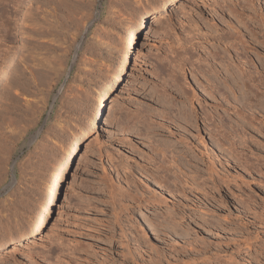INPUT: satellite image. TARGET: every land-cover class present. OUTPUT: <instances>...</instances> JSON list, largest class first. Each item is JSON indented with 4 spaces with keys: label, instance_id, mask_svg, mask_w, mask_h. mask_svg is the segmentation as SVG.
<instances>
[{
    "label": "rangeland",
    "instance_id": "374dc122",
    "mask_svg": "<svg viewBox=\"0 0 264 264\" xmlns=\"http://www.w3.org/2000/svg\"><path fill=\"white\" fill-rule=\"evenodd\" d=\"M148 2L159 9L163 0H27L28 31L20 29L22 20L13 27L5 23L8 14L0 18V55L9 62V81L0 76V239L17 235L28 223L55 161L79 128L91 127L98 88L127 41L124 26ZM233 26L248 30L247 55L233 52V57L242 77L250 74L257 101L246 105L239 100L233 110L223 102L217 108L223 124L218 134L214 119L199 120L195 144L203 157L191 153L189 144L179 145L197 161L190 169L196 177L189 178L195 186L186 190V198L150 182L161 200L156 205L132 201L129 196L140 191L135 180L148 182L141 172L152 142L178 143V135L169 136L166 127L179 131L162 118L156 94L188 108L181 92L191 97L190 85L196 87L191 71L198 65L190 61L220 52L224 45L215 39ZM189 40L201 48L196 51ZM260 62L264 0H175L147 18L128 68L107 94L97 125L80 143L44 226L33 238L1 246L0 264H134L129 251L136 264H149L154 257L149 246L158 251L161 264H264ZM148 125L152 129L146 132ZM228 134L233 150L225 140ZM163 219L171 221L168 229L160 226L154 234L150 224ZM135 235L147 240L139 250Z\"/></svg>",
    "mask_w": 264,
    "mask_h": 264
},
{
    "label": "bare ground",
    "instance_id": "6f19581e",
    "mask_svg": "<svg viewBox=\"0 0 264 264\" xmlns=\"http://www.w3.org/2000/svg\"><path fill=\"white\" fill-rule=\"evenodd\" d=\"M174 1L175 0H163V2L160 3L159 9L158 7H154L151 2H148L146 5L142 6V11L135 17V19L131 20L124 26L123 33L124 37L127 38V41L125 43V46L121 50V54L119 60L117 61V64L107 71V73L104 75V79L100 87L98 88L99 96L97 105L94 109V113L91 117V127L79 128V133L76 139L72 142V144H70V147L64 152V154L57 161H55V165L52 167L49 176L46 178L45 189L42 193V197L37 203V207L35 208L34 212L30 215L28 223L21 227L17 235L13 237L7 236L3 239H0V247L10 243L19 242L26 238H33L37 234H39L50 214L51 206L56 200L57 192L60 188L62 179L68 171L70 165H72L73 157L80 151V143H82L86 139L89 130L97 125L98 119L101 118L103 113L104 100L107 99V94L118 83L120 77L128 68L132 50L134 48V41L138 32L142 28L146 27L147 18H151L154 13L161 12L162 10H164L166 5ZM26 2L27 0H11L8 1L7 4H4V0H0V18L5 14H8V17L5 21L6 24H11V26L13 25L14 27V23H19V21L22 20V23H20V29L23 28L25 31L30 30L32 24L29 21V17L31 15L28 17V13H30V7H25L24 3ZM35 10L40 11V8L36 7ZM229 28L231 29V31L228 32L227 35L219 34L217 35V37L215 36V40H218V43L221 42V47L222 45H224L222 50L219 49L221 50L220 52H207V56H202L203 58H196L195 62L190 61L192 67L193 64H198L196 70L191 71L192 80L196 87H193L192 84L190 85L192 91L191 97H187L183 91H179L181 92V95L186 97V100L188 99L190 105L188 108H186L185 106L176 105L174 102L172 103L171 100L169 102L168 99L167 101L164 100L166 98L163 97L162 93V96H160V93L159 95L156 94L154 100L161 108L162 118L167 119L169 123L174 125L175 128H177L179 131L177 134V132L173 131L172 129L170 130V126L166 125L169 136L173 137L178 135V140H176L178 143L160 139H158V141L152 142L151 150L149 151V154H146V164L142 166L143 172H141L145 179H148V182L143 181L141 179L142 177L140 178V180H135L134 188L135 190H137V188H140L138 189L140 191L139 193H137V191L135 192L139 195L135 194L136 196L133 195L132 197H130L131 195H128L132 201L135 202L141 200L147 205H156L158 201L161 200V197L159 195L157 196V192L155 191V189L150 186V182L151 184H153V187H159L164 191H168L169 193L179 192V194L181 193L180 195L182 197L186 198V190L189 189V187L191 188V185H193L189 182V178L193 180L196 177L193 174L191 175L193 170L191 171L190 169L192 165L197 164V161L195 159H189V154H187L188 152H185L182 148L180 149L179 145L187 146V144H189V150L191 153H194V151H196L199 153V156H202V154H204V151L199 148V143L195 144V141L200 137L201 124L206 121L207 117L209 116L210 118L214 119V121L212 122V126L214 128V132L218 134L220 132L218 128H223V124L221 118L218 116L217 108L222 106L223 102L226 103L227 107L233 110L237 106V102H239V100L244 101L246 105L250 104V102L252 101H257V95L253 92V88L250 87L252 86L250 85V74L247 75L245 73L247 77L243 78L244 76L242 77L241 75L242 70L240 69L241 71H239V68L237 67V64L234 60L235 56L233 57V52L238 56L240 52H243L244 55H247V51L244 48V46L246 45L244 44H250V42L247 39L244 40V38L245 32L248 30L245 28V30L243 31L235 26ZM22 34H26V32H23ZM26 37L29 38V35H26ZM189 39L192 40L193 38ZM207 40L208 39H206L205 42L209 43V41ZM189 41L187 43H189ZM191 42L192 41H190V46L194 47L193 49H195L196 51L197 49L201 48L199 42H196L197 44ZM258 55L259 53H256L257 57ZM4 56L2 58V56L0 55V59L2 58L0 61L2 63L0 64V76L1 78H3L7 75L4 78V82L6 83L7 81H9V74H7V71L9 69V62L6 61L8 59ZM199 56L200 55H198V57ZM189 58L194 59L191 55ZM259 65H261V69L264 70V64L261 63ZM180 68L178 69L179 71ZM186 71L187 69H185V73ZM193 101H196L197 104H195ZM202 103L213 106L214 110L207 111L206 108L204 109L206 105H201ZM242 106L244 107L245 105ZM198 108L201 112L200 115L198 114ZM200 119L201 122L203 121L201 124H199ZM160 126H162V124H160ZM150 127V125L146 126L145 131H150L152 129ZM230 128L232 129V131L234 130L232 126L229 127V129ZM140 130L141 128L139 129L138 127L136 131L138 132ZM161 132L156 131L155 133ZM230 133H232L231 130ZM230 136L231 135H229L228 138L225 137V140L227 142L230 141ZM228 143L231 147L230 150H233L235 142L230 141ZM215 145H219L218 141H216ZM171 189H173V191ZM172 196L175 197L176 195L173 194ZM164 220L165 219H163V222L159 224L155 222L150 224L149 228H151V231H153L154 234L157 233L160 226H162L164 229H168V226H166V224H170L171 221L169 222ZM172 231L176 233V230ZM133 239V243L136 246L135 250H139V248H141V244L147 243V240L145 239L143 241L139 235H135V238ZM149 247L151 248V251H153L154 256L152 259H150L149 264H161L158 251L151 246ZM128 254L130 255V259L132 260V262L136 264L137 260L134 258L133 253L129 251ZM176 264L181 263L177 262ZM183 264H187V262H184Z\"/></svg>",
    "mask_w": 264,
    "mask_h": 264
}]
</instances>
